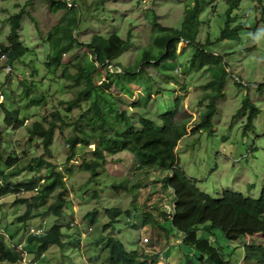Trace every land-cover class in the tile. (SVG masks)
Wrapping results in <instances>:
<instances>
[{"label": "rangeland", "instance_id": "374dc122", "mask_svg": "<svg viewBox=\"0 0 264 264\" xmlns=\"http://www.w3.org/2000/svg\"><path fill=\"white\" fill-rule=\"evenodd\" d=\"M79 1L83 2L82 22L78 23L73 34L80 41H88L93 34L112 32H117L124 39L129 37L128 46L117 58L123 65H132L140 51L151 46L154 33L158 32L153 20L165 27L180 28L185 7L187 4H193V0ZM198 1L203 10L199 16L196 41L204 43L208 40L204 45L205 51L221 55L227 70L222 95L216 101L212 132H190L207 106L208 100L204 95L211 93V89L204 88V85L214 78L216 69L213 66H204L200 70L192 67L190 59L195 49L192 44L188 45L187 41L181 40L177 43L175 66L171 61L164 62L166 68L163 70L170 75H165L153 66L146 67L148 75H151L156 81L155 84L160 87L158 93L154 92V99L158 101L159 113L170 107L173 98L177 97L181 104L180 110L189 114L188 133L178 142L176 152L180 166L187 175L197 179V185L203 191L216 196L222 190L229 189L245 195L258 196L264 186V0H240L238 6L231 11L232 19L227 27V0ZM22 9L24 14L19 39L27 52L13 63L0 61V101L8 102V99L14 98L21 106L23 99H19L16 93L20 89L18 81L33 79L38 83L39 77L35 76L32 67L38 69L39 76L44 74V62L50 50L46 36L64 13V10L51 11L40 0H0V43L6 41L9 33L8 17ZM225 29L227 32L220 38ZM83 52L90 54L84 45L75 46L64 53L58 62L69 61L76 54ZM151 52L159 56L158 49L154 46ZM6 66L10 67L9 70ZM101 68L96 76L97 81L105 78V70L110 67ZM64 83L62 78L45 73L41 86L49 93V102L40 109H26L27 118L24 125L16 129L10 128L12 130L8 133L4 130L6 125L2 122L0 112L1 145L8 142L9 153H17L20 156V165L26 164L30 155H40L43 152L38 141L29 145L30 148L26 146L28 141L25 125H31L38 118L36 113L49 112L55 105L60 106V100L69 98L70 93L63 86ZM61 87L64 89L61 90ZM131 87L136 97L140 86ZM245 96L255 104L258 113L252 119V127L242 133L247 123V113L237 114V111ZM119 97L127 103L130 101L124 93ZM153 105L157 106L155 102ZM77 114L78 110L74 109L70 120ZM71 134L69 127H64L62 132L57 131L51 146V156L48 157L57 163L62 171L70 165L73 169L69 174H65L67 203L60 217L34 218L24 227L15 222L17 213L22 212V207L14 205L13 201L31 193L22 192L15 196L7 194L0 197V232L4 233L9 246L16 248L17 244H21L19 249L23 253V259L16 263H9L0 256V264H106L108 251L103 249V233L119 238L128 247L133 248L137 243L147 254L158 252L159 261L156 264H198L197 252L192 247L179 243L181 234L173 229L170 223L165 224L170 231L168 238L161 237L158 240L159 235L150 225L140 229L133 227V221L138 225L142 224L143 208H172L171 189L162 188L159 182L167 178L169 172L150 168L146 175H130L134 159L129 152L122 151L108 155L105 172H100L97 177L92 178L88 172L79 169L80 156L66 162L69 149L64 140ZM26 176L27 173H22L10 181L19 182ZM122 178L127 180L128 189H116L112 186V181ZM95 191L97 196H93ZM114 207L122 211L119 220L102 231L101 224L109 220L106 209ZM96 209L98 218L91 223L85 215ZM127 209L130 214L126 216ZM125 221H128V224ZM53 223L63 225L64 245H51L43 252L37 251V242L28 240L29 233L25 228L47 230ZM248 234L251 235L246 236L247 242L262 235L256 230ZM144 237H148L152 245L144 243ZM242 240L243 237L227 242L220 236V243L226 251L233 249L236 243ZM237 250L241 259L242 248Z\"/></svg>", "mask_w": 264, "mask_h": 264}, {"label": "trees", "instance_id": "16d2710c", "mask_svg": "<svg viewBox=\"0 0 264 264\" xmlns=\"http://www.w3.org/2000/svg\"><path fill=\"white\" fill-rule=\"evenodd\" d=\"M40 1L51 11L64 10V13L46 36L50 50L44 62V74L39 76L38 69L32 67L35 76L39 77L38 83L33 79L18 81L20 89L15 92L19 99H23L22 106L14 98L8 99V102L0 101L1 119L6 125L5 132L24 125L27 118L26 109H40L49 102L50 95L41 86L45 73L62 78L65 82L63 86L68 89L70 96L60 100V106L55 105L49 112L36 113L38 118L31 125H25L28 141L26 146L30 148L29 145L38 141L43 149L40 155H30L26 164L20 165V156L17 153H9L8 142L2 146L0 138V197L7 194L15 196L22 192L31 193L29 196L14 199V205L22 207V212L17 213L15 222L26 227L34 218L60 217L63 214L67 203L65 174L72 172V165L62 171L57 163L48 157L51 156L56 132H62L64 127H69L72 134L64 140L69 149L66 162L80 156L79 169L88 172L92 178L97 177L100 172H105L108 155L122 151H127L133 156L134 163L130 175H146L150 168L169 172V176L159 182L162 188L171 189L172 208H143L142 224L138 225L133 221L135 229L150 225L159 235L158 240L161 237L168 238L170 231L165 224L170 223L171 227L181 234L179 243H184L197 252L198 264H264V186L258 196L245 195L229 189L222 190L216 196L203 191L197 185V179L187 175L180 166L176 152L178 142L188 133L190 116L180 110L181 104L177 97L173 98L170 107L159 113L154 92L158 93L160 87L146 70L147 66H153L165 75H170L163 70L166 68L164 62L171 61L175 66L177 43L185 40L188 45L192 44L195 49L190 59L192 67L200 70L204 66H213L216 72L213 73L214 78L204 85V88L211 89V93L204 95L208 100L207 106L190 132H212L216 101L222 95L227 70L221 55L205 51L204 45L208 40L204 43L196 41L199 16L203 10L200 2L193 0L192 5L187 4L180 28L165 27L153 20L158 32L154 33L151 46L142 49L132 65H123L117 58L128 46L129 37L124 39L117 32H112L93 34L88 41H80L73 31L82 20L83 2ZM227 2L229 7L226 10V27L232 19L231 11L238 6L240 0ZM23 12L24 9L8 17L9 33L6 41L0 43V48L7 55L6 61L11 63L27 52L19 39ZM226 32L227 29L221 33L220 38ZM83 45L90 54L83 52L76 54L69 61L58 62L64 53L75 46ZM152 46L158 49L159 56L152 54ZM106 66L110 68L105 70V78L97 81L96 76L101 67ZM132 85L140 86L136 97ZM64 87H61V90ZM121 93L130 98L128 103L119 97ZM153 102L157 106H154ZM74 109L78 110V114L70 120ZM245 112L247 123L242 133L252 127V119L258 113L257 107L248 96L242 100L237 114ZM22 173H27V176L21 181H10ZM112 186L116 189H128L127 180L123 178L112 181ZM93 196H97V191ZM106 211L109 220L101 224L102 231L117 222L122 213L118 207L107 208ZM125 214L129 215L130 210H125ZM97 216V209L85 215L91 223L96 221ZM62 226L53 223L47 230L37 228L41 229L40 233H31V228L25 230L29 233L28 240L37 242V251L43 252L51 245H64ZM252 230L262 235L247 242L245 238ZM4 236V233L0 232L1 258L9 263L21 261V244H17L16 248L9 246ZM220 236L227 242L236 241L241 237L243 240L237 242L233 249L226 251L220 243ZM101 238L103 249L108 251L106 264H156L159 261L158 252L147 254L137 243L132 248L113 235L103 233ZM142 241L147 242L148 246L152 245L148 237H144ZM239 247L243 252L241 259L237 253Z\"/></svg>", "mask_w": 264, "mask_h": 264}, {"label": "built area", "instance_id": "2783aa9c", "mask_svg": "<svg viewBox=\"0 0 264 264\" xmlns=\"http://www.w3.org/2000/svg\"><path fill=\"white\" fill-rule=\"evenodd\" d=\"M6 58H7L6 53L4 51H2V49L0 48V61L6 60ZM9 68L10 67L8 66L7 69L9 70ZM31 232L32 233H40L41 232V229H38V230L31 229Z\"/></svg>", "mask_w": 264, "mask_h": 264}, {"label": "clouds", "instance_id": "9594fccd", "mask_svg": "<svg viewBox=\"0 0 264 264\" xmlns=\"http://www.w3.org/2000/svg\"><path fill=\"white\" fill-rule=\"evenodd\" d=\"M6 61V60H5ZM31 229H34V228H31ZM34 230H38V229H34ZM31 231V230H30ZM32 233V232H31Z\"/></svg>", "mask_w": 264, "mask_h": 264}]
</instances>
